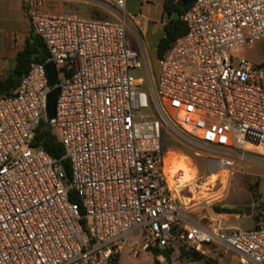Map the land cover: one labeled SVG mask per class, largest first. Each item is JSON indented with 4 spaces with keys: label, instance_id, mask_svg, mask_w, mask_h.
<instances>
[{
    "label": "built area",
    "instance_id": "obj_1",
    "mask_svg": "<svg viewBox=\"0 0 264 264\" xmlns=\"http://www.w3.org/2000/svg\"><path fill=\"white\" fill-rule=\"evenodd\" d=\"M99 1L113 19L29 13L47 57L0 94V264H117L125 248L205 255L210 246L235 264H264V227L213 229L189 217L194 199L183 193L201 184L170 180L162 146L165 128L190 135L211 153L221 194L244 163H264V66L233 54L264 37V0H192L180 15L186 33L156 78L146 71V86L133 73L143 58L128 41L126 0ZM47 62L58 89L47 121L69 179L31 145L45 116Z\"/></svg>",
    "mask_w": 264,
    "mask_h": 264
},
{
    "label": "rangeland",
    "instance_id": "obj_2",
    "mask_svg": "<svg viewBox=\"0 0 264 264\" xmlns=\"http://www.w3.org/2000/svg\"><path fill=\"white\" fill-rule=\"evenodd\" d=\"M62 2L63 4L71 5L76 15L81 17H85L84 14H86L89 18L107 20L114 18V15L111 13L112 8L99 0H62ZM161 2L162 0H126L125 2L124 14L129 19L127 26L128 41L140 50L143 58L141 69L134 70L133 73L144 78L145 86L147 84L146 71H148L149 76L156 78L159 67L156 45L159 38L164 34L163 25L168 19L162 13ZM130 14L135 16L134 19L130 18ZM135 20H139L138 25L135 24ZM233 54L237 57H245L252 64L264 66V37L251 45L235 47ZM43 118L48 120L46 115ZM162 142L165 145V149L170 151V154L187 156L191 167L195 169V176H198V180L196 178L189 185L193 190L195 183L201 184V187L196 189V193H194L195 191L183 193L187 196V202L189 201L188 198L194 199L190 201V206H192L190 214L192 217L198 219L196 217L198 210H202V213L208 211L214 212V207L228 208V206H235L238 210L237 213L241 215L248 214L249 211H253L254 213L260 211L261 208L258 206L256 209H253L251 202H248V205H246L243 192L238 190V187L242 185L241 183L244 182L245 178L254 187L253 192L260 194V201L264 208V163L257 161L256 164L244 163L241 169L233 174L229 188L227 187L221 194L222 185L219 183L214 185L213 183L217 174L209 177L212 174L208 168V157L211 153L207 149L202 148L190 135L178 133L167 128L163 130ZM219 174L223 176L221 180L224 181V173ZM203 200L207 202V205L202 209ZM201 221L206 222L207 220L201 219ZM250 221L251 219L248 218L245 220V223ZM245 226L243 225L244 229L247 228ZM180 252V249L175 248L170 254L169 259H166L163 253L158 256L156 252H144L134 256L131 249L125 248L120 254L117 264H153L155 258L160 261V264H203L186 261L180 256Z\"/></svg>",
    "mask_w": 264,
    "mask_h": 264
},
{
    "label": "crops",
    "instance_id": "obj_3",
    "mask_svg": "<svg viewBox=\"0 0 264 264\" xmlns=\"http://www.w3.org/2000/svg\"><path fill=\"white\" fill-rule=\"evenodd\" d=\"M141 1V0H140ZM164 0L161 5L163 6ZM39 8L54 14H76L69 4H63L62 0H0V81L5 80L12 74L15 64V56L18 51L24 48L27 42L28 35L35 33L33 26L29 19V13L32 9ZM84 14V13H83ZM85 17L86 14H84ZM134 19V15L130 14ZM139 24V20L134 21ZM37 35V34H36ZM38 36V35H37ZM129 44L134 47L130 42ZM136 48V47H134ZM248 164H256V162L249 161ZM232 177L229 180L228 188ZM242 185L238 190L243 192L245 199L244 202H251V207L256 209L260 207V211L254 213L249 211L248 214L241 215L237 213L235 206H228L229 209H234L233 213H216V212H203L198 210L197 218L189 217L201 224L210 225L213 229H244L243 225L250 229L256 226L264 227V208L260 201V194L251 192L248 179H244ZM254 193V194H253ZM250 218V222L245 220ZM206 219V222L201 221ZM218 221V223L215 222ZM205 255L212 256L217 264H235V257L227 254L223 258H218L214 254V247L210 246Z\"/></svg>",
    "mask_w": 264,
    "mask_h": 264
},
{
    "label": "trees",
    "instance_id": "obj_4",
    "mask_svg": "<svg viewBox=\"0 0 264 264\" xmlns=\"http://www.w3.org/2000/svg\"><path fill=\"white\" fill-rule=\"evenodd\" d=\"M184 0H164L162 6V13L167 16V22L163 25V36L159 38L156 45V55L160 59L164 53L173 45L174 41L184 35L187 31L186 26L181 21L180 17L176 20L173 19V14L177 13L181 15L189 5L182 6ZM47 57V51L39 38L34 33H30L27 38L26 45L23 49L18 51L15 56V64L13 72L22 76L28 70V66L31 62H44ZM17 79H14L12 74L9 75L5 80L0 81V94L10 92L16 84ZM31 145L35 148L44 149L52 158L59 160L63 171L66 174V179L70 177V165L66 158H64V150L62 144L58 141L52 128L50 127L47 120L42 118L39 125L35 130V135ZM163 148L165 145L162 142ZM251 192L254 187L249 186ZM254 194V193H253ZM74 201H77L76 197H73ZM216 213H233L234 209L214 207ZM180 256L186 261H192L203 264H217L216 260L210 255H201L196 252L180 248ZM173 249H163L162 253L166 259H169ZM153 264H160L158 259H154Z\"/></svg>",
    "mask_w": 264,
    "mask_h": 264
},
{
    "label": "bare ground",
    "instance_id": "obj_5",
    "mask_svg": "<svg viewBox=\"0 0 264 264\" xmlns=\"http://www.w3.org/2000/svg\"><path fill=\"white\" fill-rule=\"evenodd\" d=\"M167 173L169 179L172 180L177 176L178 187H184L192 184L195 179V169L191 167L190 160L187 156L173 155L168 153L167 159ZM216 173H212L209 177L214 176Z\"/></svg>",
    "mask_w": 264,
    "mask_h": 264
},
{
    "label": "water",
    "instance_id": "obj_6",
    "mask_svg": "<svg viewBox=\"0 0 264 264\" xmlns=\"http://www.w3.org/2000/svg\"><path fill=\"white\" fill-rule=\"evenodd\" d=\"M192 0H184L182 2V6H187L191 3ZM180 17L179 14L174 13L173 14V19L176 20ZM45 70L47 73L48 77V85L50 87V90L47 93V98H46V104H45V115L47 116L48 119L53 118L54 116V110H55V101L56 97L58 94V89L55 87L56 84V69L55 66L52 62H47L45 63ZM12 76L14 79L19 80L20 75L16 74L15 72L12 71Z\"/></svg>",
    "mask_w": 264,
    "mask_h": 264
}]
</instances>
